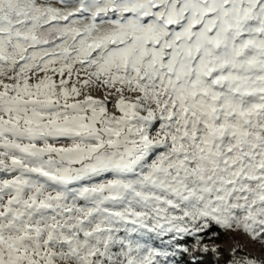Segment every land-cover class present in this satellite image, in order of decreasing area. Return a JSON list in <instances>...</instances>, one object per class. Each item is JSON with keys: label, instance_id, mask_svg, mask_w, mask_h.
Instances as JSON below:
<instances>
[{"label": "snow or ice", "instance_id": "snow-or-ice-1", "mask_svg": "<svg viewBox=\"0 0 264 264\" xmlns=\"http://www.w3.org/2000/svg\"><path fill=\"white\" fill-rule=\"evenodd\" d=\"M0 264H264V0H0Z\"/></svg>", "mask_w": 264, "mask_h": 264}, {"label": "rangeland", "instance_id": "rangeland-1", "mask_svg": "<svg viewBox=\"0 0 264 264\" xmlns=\"http://www.w3.org/2000/svg\"><path fill=\"white\" fill-rule=\"evenodd\" d=\"M92 95L103 99L105 94H104V92L102 90L93 89L92 90ZM109 99H110V101H112L114 103L116 97H110ZM109 108H110V110H112V103L109 104ZM236 241H237V237L236 236H234L232 234H227L222 239V241L219 242L218 244H220L221 247L224 250L230 251L231 248L235 245ZM241 242L247 243L246 240H242ZM246 251L250 252V254H252V255H256V256L260 255V253H259V245H256V246L250 247V248H246Z\"/></svg>", "mask_w": 264, "mask_h": 264}, {"label": "trees", "instance_id": "trees-1", "mask_svg": "<svg viewBox=\"0 0 264 264\" xmlns=\"http://www.w3.org/2000/svg\"><path fill=\"white\" fill-rule=\"evenodd\" d=\"M224 237H225V235H224V236H221L220 239L216 241V243L221 242L222 239H223ZM221 251L224 253V255H225V259H226V258H227V253H228L229 251L224 250L222 247H221Z\"/></svg>", "mask_w": 264, "mask_h": 264}]
</instances>
